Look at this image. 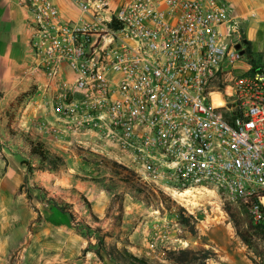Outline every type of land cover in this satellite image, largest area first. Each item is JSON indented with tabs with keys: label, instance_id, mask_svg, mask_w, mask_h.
<instances>
[{
	"label": "built area",
	"instance_id": "2783aa9c",
	"mask_svg": "<svg viewBox=\"0 0 264 264\" xmlns=\"http://www.w3.org/2000/svg\"><path fill=\"white\" fill-rule=\"evenodd\" d=\"M71 1L75 20L54 0H18L34 66L50 79L54 133L92 134L142 180L210 187L260 222L264 32L261 51L247 52L223 0Z\"/></svg>",
	"mask_w": 264,
	"mask_h": 264
},
{
	"label": "crops",
	"instance_id": "0c3cea01",
	"mask_svg": "<svg viewBox=\"0 0 264 264\" xmlns=\"http://www.w3.org/2000/svg\"><path fill=\"white\" fill-rule=\"evenodd\" d=\"M223 1L239 20L242 38L249 41L252 51L258 49L264 32L259 36L260 26L264 24V0ZM54 3L62 19L78 18L79 11L71 0H54ZM31 36L28 10L21 7L18 0H0V126L9 122L10 128L37 136L47 149L63 156L62 152L69 150L73 141L83 142L93 137L89 133L57 134L52 130L60 128V123L52 110L49 95L44 91L50 79L34 66L31 58ZM12 107L16 113L8 119L6 112ZM5 128H0L2 136V131L6 133ZM22 147L20 142L17 145L4 143L0 138V264H15L10 261V256L22 246V263L85 264L87 260L83 261L79 256L86 241L65 224L63 213L56 208L44 207L38 199L36 211L25 209L28 198L25 188L20 190L24 180L33 195L34 184L41 183L46 188L47 184H54L51 182L54 173L35 169L29 172L19 150ZM105 155L118 158L108 151ZM37 218L39 220L35 221ZM35 225L36 228L30 230L29 227Z\"/></svg>",
	"mask_w": 264,
	"mask_h": 264
},
{
	"label": "rangeland",
	"instance_id": "374dc122",
	"mask_svg": "<svg viewBox=\"0 0 264 264\" xmlns=\"http://www.w3.org/2000/svg\"><path fill=\"white\" fill-rule=\"evenodd\" d=\"M260 27L258 31L260 35L257 33L259 36L262 35L264 24ZM262 47L261 41L260 47L253 50L254 55H257ZM14 113H16L14 107L10 108L6 112L7 118H13ZM4 126L9 127V122L1 125V130ZM2 133L3 136L0 134V138L4 143L11 142L3 131ZM76 144L77 142H72V147L69 149L71 153L68 149L62 152L65 165H60L58 171H52L54 173L51 177L53 185L47 184L46 188L41 185V180H38L40 184L32 186L35 194L27 200L25 209L30 212L36 211L37 199L44 207L55 208L50 203L53 199L72 215L73 219L64 214L65 224L71 226L74 233L79 234L86 241L85 247L89 242L95 243L98 235H105V241L108 243L121 246L127 241L126 245L133 253L144 254L163 263H166L162 253L164 248L202 246L215 254L213 259L207 261V264H264V240L257 239L253 245H248L241 240L230 216L224 209L228 202L212 188H187L190 193L178 195L186 189H173L171 184H155L141 179L145 183L149 182L158 187L170 197L174 205L183 207L195 219V231L190 233L178 223L175 213L176 206L168 210L161 205L162 210H158L152 205L147 206L132 199L123 192L122 187L112 188V190L105 187L106 182L102 181V177L109 173L101 164L92 160L99 159L100 156L112 159L105 155L108 149L103 142L93 137L80 142V146ZM76 147H81L82 154ZM79 155L82 157L79 158ZM230 205L243 221L242 228L245 227L248 219H251L253 224L259 223L253 220L248 209L243 208L242 204ZM91 213L99 220H94ZM38 220L37 218L35 221ZM260 222L263 223L264 218ZM96 227L102 231L100 233L94 231L93 228ZM29 228L33 230L36 225ZM79 257L83 261L87 260L85 264H111L104 256L102 259L98 258L93 247L86 253L81 252Z\"/></svg>",
	"mask_w": 264,
	"mask_h": 264
},
{
	"label": "trees",
	"instance_id": "16d2710c",
	"mask_svg": "<svg viewBox=\"0 0 264 264\" xmlns=\"http://www.w3.org/2000/svg\"><path fill=\"white\" fill-rule=\"evenodd\" d=\"M246 40V39H243ZM245 49L251 53V46L249 41L246 40ZM5 135L7 139L13 144L20 142L23 147L20 148V152L23 154V163L26 165L29 172L33 169L40 171H58L60 165H65V161L62 156L50 151L46 148L44 143L35 135L28 132L21 131L19 129H13L10 127L5 128ZM82 154L81 147H76ZM94 162L101 164L104 169L109 173L102 177V181L106 182L105 187L109 190L112 188L122 187L123 192L127 193L132 199L142 202L147 206H154L158 210H162L163 205L166 209L170 210L173 206H176L175 213L177 215V221L183 229H186L190 233L195 231V219L188 214L185 209L179 205H174L170 197L166 196L158 187L141 180L140 176L132 169L118 163L113 159H108L100 156L99 159H92ZM33 164V165H31ZM27 188L26 196L31 198L26 181L20 186ZM256 202V200H253ZM53 207L59 210L63 214H67L69 218L73 219L72 215L62 205L50 200ZM87 203V201H86ZM247 204H242L243 208H246ZM225 211L230 216L233 225L235 227L237 235L248 245H253L255 240H264V223H252L251 219H248L245 223V227L242 228L243 221L233 211L231 205L224 206ZM244 211H246L244 209ZM264 211V209H263ZM247 213V211H246ZM92 218L98 221L99 219L91 213ZM96 232H101L100 228H93ZM89 237V235L87 236ZM247 237L251 238L250 241ZM127 241L123 245L118 246L116 243H108L105 241V235H98L95 243H88L82 252L86 253L91 247L96 256L100 259L104 257L108 258L111 264H207L209 259H213L215 254L208 248L202 246L197 248H164L162 253L166 263L159 262L155 258L147 257L144 254H135L126 245ZM259 264V263H256Z\"/></svg>",
	"mask_w": 264,
	"mask_h": 264
},
{
	"label": "water",
	"instance_id": "95a60500",
	"mask_svg": "<svg viewBox=\"0 0 264 264\" xmlns=\"http://www.w3.org/2000/svg\"><path fill=\"white\" fill-rule=\"evenodd\" d=\"M226 43H228V39L226 40ZM243 43L245 44L246 43V40H243ZM236 48H240V44H236ZM241 53H243V51H241Z\"/></svg>",
	"mask_w": 264,
	"mask_h": 264
},
{
	"label": "bare ground",
	"instance_id": "6f19581e",
	"mask_svg": "<svg viewBox=\"0 0 264 264\" xmlns=\"http://www.w3.org/2000/svg\"><path fill=\"white\" fill-rule=\"evenodd\" d=\"M185 192H183V193H181V194H178V195H185V194H188V193H190V190L189 189H186V190H184Z\"/></svg>",
	"mask_w": 264,
	"mask_h": 264
}]
</instances>
